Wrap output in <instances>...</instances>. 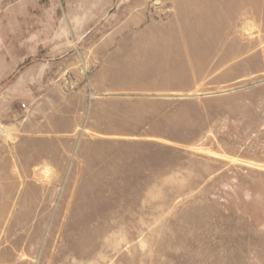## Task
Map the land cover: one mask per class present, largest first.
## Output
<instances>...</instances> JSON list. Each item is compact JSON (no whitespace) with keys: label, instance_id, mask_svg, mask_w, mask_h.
Listing matches in <instances>:
<instances>
[{"label":"rangeland","instance_id":"rangeland-1","mask_svg":"<svg viewBox=\"0 0 264 264\" xmlns=\"http://www.w3.org/2000/svg\"><path fill=\"white\" fill-rule=\"evenodd\" d=\"M180 1L0 0V264H264L262 59L184 96L103 75Z\"/></svg>","mask_w":264,"mask_h":264},{"label":"crops","instance_id":"crops-1","mask_svg":"<svg viewBox=\"0 0 264 264\" xmlns=\"http://www.w3.org/2000/svg\"><path fill=\"white\" fill-rule=\"evenodd\" d=\"M177 4L180 10L173 22L163 27L154 23L140 25L123 31L117 39H108L117 48L105 63L103 75L126 87L111 95L184 96L191 92L185 83L216 78L224 64L234 83L239 77V64L246 69L241 74L243 78L253 76V55L264 62V0H181ZM212 18L215 22H209ZM238 46L261 49L257 53L240 51L243 57L239 63ZM171 55L176 56L178 64L171 65ZM169 78L177 79L175 84L180 87H168ZM52 127L45 126L43 130L41 126L39 131L55 134Z\"/></svg>","mask_w":264,"mask_h":264},{"label":"built area","instance_id":"built-area-1","mask_svg":"<svg viewBox=\"0 0 264 264\" xmlns=\"http://www.w3.org/2000/svg\"><path fill=\"white\" fill-rule=\"evenodd\" d=\"M24 107H26V105H24Z\"/></svg>","mask_w":264,"mask_h":264}]
</instances>
